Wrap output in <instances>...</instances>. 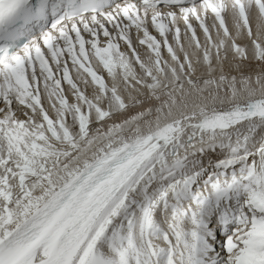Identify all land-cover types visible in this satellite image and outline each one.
I'll list each match as a JSON object with an SVG mask.
<instances>
[{
  "label": "snow or ice",
  "instance_id": "obj_1",
  "mask_svg": "<svg viewBox=\"0 0 264 264\" xmlns=\"http://www.w3.org/2000/svg\"><path fill=\"white\" fill-rule=\"evenodd\" d=\"M0 264H264V0H0Z\"/></svg>",
  "mask_w": 264,
  "mask_h": 264
}]
</instances>
